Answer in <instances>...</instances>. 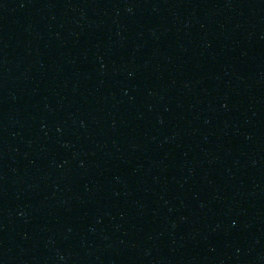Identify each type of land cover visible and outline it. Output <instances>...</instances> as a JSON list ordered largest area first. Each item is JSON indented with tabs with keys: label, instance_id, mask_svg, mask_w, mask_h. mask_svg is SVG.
Instances as JSON below:
<instances>
[{
	"label": "water",
	"instance_id": "95a60500",
	"mask_svg": "<svg viewBox=\"0 0 264 264\" xmlns=\"http://www.w3.org/2000/svg\"><path fill=\"white\" fill-rule=\"evenodd\" d=\"M0 264H264V0H0Z\"/></svg>",
	"mask_w": 264,
	"mask_h": 264
}]
</instances>
